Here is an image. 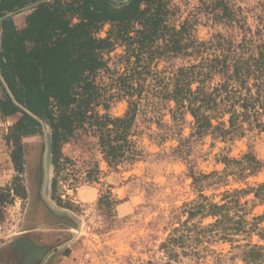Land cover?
I'll use <instances>...</instances> for the list:
<instances>
[{"label":"rangeland","instance_id":"1","mask_svg":"<svg viewBox=\"0 0 264 264\" xmlns=\"http://www.w3.org/2000/svg\"><path fill=\"white\" fill-rule=\"evenodd\" d=\"M165 1L168 23L177 29L188 23L193 45L184 54L144 64L148 71L139 66L147 73L144 95L134 98L139 101L134 139L141 151L135 161L109 167L87 124L63 146L69 161L53 192L56 170L46 152L51 129L23 139L25 164L18 171L8 136L22 114L0 117V192L5 196L0 204V264L165 263L163 244L187 221L195 239L186 249L176 247L181 264H264V126L245 124L242 133L227 138L196 134L189 109H177L175 101L160 93L179 68L218 55L211 45L217 36L236 42L251 34L256 39L264 36V0ZM32 6L8 16L19 29L25 27ZM111 27L104 24L96 36L107 37ZM125 54L126 47L117 44L105 56L110 69L97 73L99 98L107 104L96 107L100 114L119 117L128 110L131 99L117 95L116 89L117 77L132 66L122 58ZM224 81L223 74L215 73L209 84L215 87ZM254 104L264 122V97ZM248 153L262 162L258 171L242 170ZM236 190L241 191L235 196L240 205L228 213L243 221L240 229H231V221L210 226L216 219L201 214L190 220L187 211L203 202V195L223 204L225 194Z\"/></svg>","mask_w":264,"mask_h":264},{"label":"trees","instance_id":"2","mask_svg":"<svg viewBox=\"0 0 264 264\" xmlns=\"http://www.w3.org/2000/svg\"><path fill=\"white\" fill-rule=\"evenodd\" d=\"M29 5H33L32 12L26 17L25 27L19 29L7 14L21 12ZM224 10L228 14L226 6ZM169 14L165 0H0V84L4 91L0 95V117L22 114L8 136L18 171L25 164L23 139L42 134L46 127L51 129V162L56 170L53 192L60 170L69 161L63 146L87 124L98 137L109 167L117 169L141 155L134 139L139 111V101L134 98H142L146 90L143 73L147 72L142 69L148 70L143 65L155 58L184 54L193 42L188 23L177 29L168 23ZM106 23L112 25L107 37L96 36ZM117 44L126 47L122 58L132 65L117 77V95L131 100L123 116L113 117L96 110L100 104L107 107L100 101L96 77L110 69L105 56ZM211 45L218 55L204 58L199 65L179 68L160 93L175 101L177 109H189L195 118L196 134L227 138L242 133L245 124L263 127L254 101L264 97V36L256 39L251 34L236 42L219 35ZM139 66H143L141 70ZM215 73L223 74L225 81L212 87L209 82ZM241 163L242 170L252 171L262 165L252 153L246 154ZM91 174L89 171L87 178ZM240 192H227L223 204L210 202L203 195V202L187 211L190 220L201 214L216 219L210 226L231 221V229H240L243 221L234 220L228 213L232 206L240 205L235 199ZM4 200L0 192V204ZM188 222L163 244L167 261L148 264H181L176 247L186 249L195 239L194 227Z\"/></svg>","mask_w":264,"mask_h":264},{"label":"water","instance_id":"3","mask_svg":"<svg viewBox=\"0 0 264 264\" xmlns=\"http://www.w3.org/2000/svg\"><path fill=\"white\" fill-rule=\"evenodd\" d=\"M14 13H9V14H7V16H12ZM49 151H51V140H50V142H48V144H47V151L46 152H49ZM45 162H47V153H46V159H45Z\"/></svg>","mask_w":264,"mask_h":264}]
</instances>
